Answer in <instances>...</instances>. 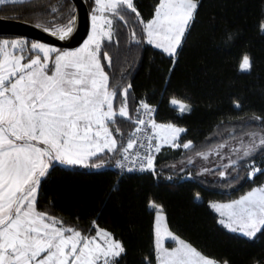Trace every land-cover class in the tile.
I'll list each match as a JSON object with an SVG mask.
<instances>
[{
  "label": "trees",
  "instance_id": "1",
  "mask_svg": "<svg viewBox=\"0 0 264 264\" xmlns=\"http://www.w3.org/2000/svg\"><path fill=\"white\" fill-rule=\"evenodd\" d=\"M196 2L194 19L174 58L147 44L139 22L153 18L159 0H133L139 18L130 10L124 11L123 20L115 18L112 40L103 41L101 49L110 85L118 93L131 85L132 118L137 102L145 100L156 107L157 123L185 129L178 141L191 142L192 147L163 149L152 173L118 176L109 168L120 159L119 153L105 154L100 158L105 166L100 169L53 165L40 184L37 209L83 235L95 236L97 227L111 233L125 250L115 264H156L155 209L150 203L160 208L173 235L217 264H264V230L251 239L232 233L210 207L262 186L264 171L249 179L248 166L262 160L264 148L233 161L230 167L213 169L209 174L213 179L207 181L199 178L195 166L173 167L235 139L264 135V31L260 27L264 0ZM85 4L92 15L94 0ZM8 14L50 32L75 23L74 9L65 0H31L13 5ZM133 32L139 43L132 40ZM104 52L111 57L110 66L102 58ZM245 55L251 61L247 72L240 69ZM173 97L190 105L191 111L182 114L172 108ZM117 123L122 133L117 139L126 144L132 122L118 118ZM260 167L264 169V163Z\"/></svg>",
  "mask_w": 264,
  "mask_h": 264
},
{
  "label": "snow or ice",
  "instance_id": "2",
  "mask_svg": "<svg viewBox=\"0 0 264 264\" xmlns=\"http://www.w3.org/2000/svg\"><path fill=\"white\" fill-rule=\"evenodd\" d=\"M6 2L0 0V4ZM94 3L91 35L78 50L60 51L42 43L29 47L23 40L0 39V264H115L125 250L111 233L97 227L95 236L83 235L37 209L42 178L54 163L100 169L105 166L101 157L117 153L121 157L116 161L118 168L154 171L152 152H160L164 145L192 147L191 142L176 143L185 129L156 123L155 109L146 101L139 102L133 119L128 107L131 85L119 93L116 86L110 85L101 59L102 42H111L113 20H123L125 10L139 18L133 0ZM197 7L196 0H159L153 18L139 20L147 44L174 58ZM260 27L264 31V23ZM72 30L70 22L57 26L51 34L64 40ZM132 40L140 42L135 32ZM102 58L111 65L107 52ZM240 69H251L249 56H243ZM170 104L182 114L191 111L190 105L175 97ZM118 118L136 125L126 144L117 139L122 135ZM142 132L147 146L137 135ZM250 135L252 143L244 147L242 158L264 148V135L258 144L256 134ZM153 140L157 142L153 144ZM137 145L145 148L147 155L136 151ZM200 155L207 159V154ZM257 171L260 170L252 169L249 178ZM150 207L158 206L150 203ZM210 207L219 213V223L232 232L253 238L264 230V187L254 188L230 203H212ZM163 221L158 210L157 264H217L169 232ZM165 236L178 246L164 248Z\"/></svg>",
  "mask_w": 264,
  "mask_h": 264
},
{
  "label": "rangeland",
  "instance_id": "3",
  "mask_svg": "<svg viewBox=\"0 0 264 264\" xmlns=\"http://www.w3.org/2000/svg\"><path fill=\"white\" fill-rule=\"evenodd\" d=\"M7 1H13V0H7ZM92 15L90 16V31H89V34H88L86 40L83 42V44L79 48L83 47L84 43L87 41L88 37L91 35V30H92L91 17H92ZM104 41H108V40H104ZM158 50H160V49H158ZM160 51L162 53H164L162 50H160ZM165 55L168 56L167 54H165ZM168 57H170V56H168ZM252 139L253 138H252L251 135H247L245 137H242V138H239V139H235V140H233L231 142H228L227 144H225L224 147L219 148L217 151L204 153V154H207V159H204L201 155L188 157V158L182 160L181 162H179L177 164H174L173 167H174V169H182V168H184V167H186L188 165H192V166L197 167V169L199 171L198 175H199L200 179L206 180V181L210 180V179H213V178H210V176H209L210 172L213 169H215V168H217L219 166L227 165L228 167H230L229 165L233 161L242 158L243 157L244 147L249 145V144H251L252 143ZM255 139H256V142L258 144L259 143V139H260V135H256ZM176 143H178V142H176ZM163 149H172V150H174V149H176V147H172V146H169V145H164V146L161 147L160 151H162ZM261 163H264V157L260 161L253 162V163L249 164L248 167H249L250 171L252 169H259L260 170V171H257L254 176H256V175H258L260 173H263L264 169H262L260 167ZM54 165H57V166L63 167V168H71V167H73V166H63V165H60L59 163H54ZM77 166H80V165H77ZM227 171H228V168L226 169V172ZM254 176H252L249 179H252ZM262 187H264V182L262 184ZM248 192H246L245 194H247ZM245 194H243V195H245ZM239 198H237V199H239ZM237 199H234V200H237ZM197 200H199V198H197ZM234 200H232V201H234ZM232 201L218 202V203H230ZM154 209H155L154 239H155V244H156V236H155L156 216H157L158 210H160V208L157 207V208H154ZM215 213L218 215V218H219V221H220L221 217L219 216V213H217L216 211H215ZM160 214L163 215L161 210H160ZM163 225H166L165 218H164V221H163ZM232 233H235V234H238V235L240 234V232H232ZM243 237H245V236L243 235ZM162 245H163L164 248H166L168 250H172L174 247L178 246L175 243V241H173L170 237H166V236L162 239ZM156 264H157V259H156Z\"/></svg>",
  "mask_w": 264,
  "mask_h": 264
},
{
  "label": "water",
  "instance_id": "4",
  "mask_svg": "<svg viewBox=\"0 0 264 264\" xmlns=\"http://www.w3.org/2000/svg\"><path fill=\"white\" fill-rule=\"evenodd\" d=\"M67 1L75 10V26L64 40L35 26L4 19H0V36L30 39L60 50H77L89 34L90 13L84 0Z\"/></svg>",
  "mask_w": 264,
  "mask_h": 264
},
{
  "label": "built area",
  "instance_id": "5",
  "mask_svg": "<svg viewBox=\"0 0 264 264\" xmlns=\"http://www.w3.org/2000/svg\"><path fill=\"white\" fill-rule=\"evenodd\" d=\"M140 101H141V100H139V101L137 102L136 109L138 108V106H139V102H140ZM143 101H145V100H143ZM149 105H150V104H149ZM150 106L153 107V108L155 109V112L153 113V119L156 121V119H155L156 107L153 106V105H150ZM136 114H137V113H136ZM136 114H135V116H134L133 119L136 118ZM143 118L147 120V117H146V116L143 117ZM156 123H157V121H156ZM132 125H133V130H132V132H133L134 129H135V127H136V125L133 124V123H132ZM147 131H148L149 134H151V131H152V130L149 128V129H147ZM137 135L141 138V141H140V142H143V143L145 144V146H147V141L143 139L144 133H143V132H142V133H138ZM156 142H157L156 140H153V141H152L153 144H155ZM135 150H136V151H139L142 155H147V153H146V151H145V148H141V147H139L138 145H137V147H136ZM157 154H158L157 152H152V155H153V157H154V169H155V164H156V157H157ZM120 159H121V157H120ZM131 166H132V165H129V167H131ZM109 169L112 170V171H114V172H116V173L118 174V176H123V175L128 174V173H152V172H153V170H145V171L133 170V171L129 172V171H127L126 169L118 168V167L116 166V163H115L112 167H110Z\"/></svg>",
  "mask_w": 264,
  "mask_h": 264
},
{
  "label": "flooded vegetation",
  "instance_id": "6",
  "mask_svg": "<svg viewBox=\"0 0 264 264\" xmlns=\"http://www.w3.org/2000/svg\"><path fill=\"white\" fill-rule=\"evenodd\" d=\"M27 1H31V0H23V2H13V1H7L6 3H4V4H0V19H4V20H11V21H17V20H14V19H11L9 16V14H8V11H9V8L10 7H13V5H15V4H20V3H24V2H27ZM65 1H67V0H65ZM68 2V1H67ZM84 2H85V0H84ZM70 5H71V3L70 2H68ZM72 6V5H71ZM72 8H73V6H72ZM74 9V8H73ZM74 12H75V10H74ZM91 16V15H90ZM17 22H21V21H17ZM21 23H24V22H21ZM25 24H29V23H25ZM29 25H32V26H35L34 24H29ZM74 26H75V23L73 24V26H72V29L74 28ZM36 28H39V27H37V26H35ZM40 29V28H39ZM42 30V29H41ZM43 31H45V30H43ZM46 32H48V33H50L51 34V32L50 31H46ZM0 39H7V40H9V41H12V40H23V41H26L27 42V45L30 47V45L32 44V43H40V42H37V41H34V40H30V39H25V38H14V37H1L0 36ZM45 46H47V45H45ZM50 47V46H49ZM58 50H60V49H58ZM60 51H67V50H60ZM55 54H53V56H54Z\"/></svg>",
  "mask_w": 264,
  "mask_h": 264
},
{
  "label": "crops",
  "instance_id": "7",
  "mask_svg": "<svg viewBox=\"0 0 264 264\" xmlns=\"http://www.w3.org/2000/svg\"><path fill=\"white\" fill-rule=\"evenodd\" d=\"M187 32V31H186ZM186 34V33H185ZM185 37V36H184ZM150 46H152V45H150ZM153 48H155L154 46H152ZM155 49H157V48H155ZM158 50V49H157ZM178 50V49H177ZM160 51V50H159ZM242 71V70H241ZM243 72H247V71H243ZM169 105L172 107V108H174V109H176L174 106H172L171 104H170V101H169ZM177 110V109H176ZM182 134V133H181ZM180 134V135H181ZM178 142V144H180L179 143V141H177ZM192 144V143H191ZM180 145H182V144H180ZM178 148H180V149H182L183 151H185V150H188V149H184L182 146L181 147H176V149H178ZM262 187V186H261ZM211 205V204H210ZM215 212V211H214ZM218 216V215H217ZM219 219V218H218ZM223 226V225H222ZM224 227V226H223ZM225 228V227H224ZM227 229V228H226ZM228 231H230L229 229H227ZM230 232H232V231H230ZM240 236H243V234H239ZM245 238H249V237H246L245 236ZM254 238V237H253ZM249 239H251V238H249Z\"/></svg>",
  "mask_w": 264,
  "mask_h": 264
}]
</instances>
